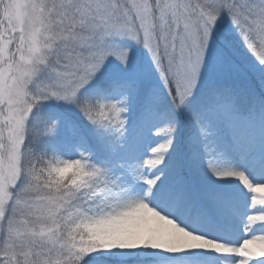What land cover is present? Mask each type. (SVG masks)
<instances>
[{"label":"snow or ice","instance_id":"1","mask_svg":"<svg viewBox=\"0 0 264 264\" xmlns=\"http://www.w3.org/2000/svg\"><path fill=\"white\" fill-rule=\"evenodd\" d=\"M0 264H264V0H0Z\"/></svg>","mask_w":264,"mask_h":264}]
</instances>
